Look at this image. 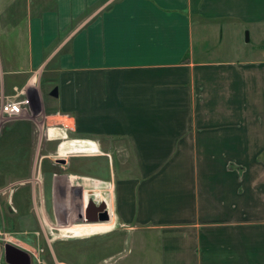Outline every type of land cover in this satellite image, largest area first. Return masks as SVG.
<instances>
[{
  "label": "crops",
  "instance_id": "1",
  "mask_svg": "<svg viewBox=\"0 0 264 264\" xmlns=\"http://www.w3.org/2000/svg\"><path fill=\"white\" fill-rule=\"evenodd\" d=\"M30 1L0 12V94L51 78L48 50L68 47L49 94L92 138L71 143L90 159L120 141L136 164L109 197L121 264H264V0Z\"/></svg>",
  "mask_w": 264,
  "mask_h": 264
},
{
  "label": "rangeland",
  "instance_id": "2",
  "mask_svg": "<svg viewBox=\"0 0 264 264\" xmlns=\"http://www.w3.org/2000/svg\"><path fill=\"white\" fill-rule=\"evenodd\" d=\"M52 1L54 0L30 2L32 8L40 11ZM13 2L14 0H0V12L7 8L9 10ZM4 17L0 13L1 29L4 28ZM247 34L245 32V39ZM66 51L68 47H62L59 43L48 50L46 58L48 76L51 78H43L35 86L0 94L2 104L28 101L17 116L0 115V230L8 235L15 249L30 256L31 264H121L131 255L129 242H124L128 228L119 225L114 217L109 215V224L115 226L114 230L106 235L93 236L96 238L90 241L82 240L93 237L79 238L81 241L62 237L61 231L64 228L59 226L57 220L59 210L56 209L55 186L58 178L65 186L69 178L75 177L72 186L74 194H87L90 201L95 200L94 197L99 194L94 206L102 209L105 208L103 199L110 200L112 182L134 177L136 173L135 160L120 141H101L102 154L106 156L89 159L86 156L88 154L67 152V147L76 144L71 142L92 138L77 134L75 128L66 127L65 119L58 114L57 100L49 94V90L56 86L58 58ZM35 88L45 89L44 95L40 96L44 111L36 119L32 112L29 122H21L20 119L30 113V107L33 108L32 90ZM61 160L66 161V164L62 165ZM86 178L101 181L103 185L100 189L84 187L83 184H89L84 180ZM85 210H88V206ZM76 223H81V220L69 226L98 225ZM4 243L0 241V246ZM84 252L85 255L81 256ZM78 253L82 254L78 256ZM4 264H7L5 259Z\"/></svg>",
  "mask_w": 264,
  "mask_h": 264
},
{
  "label": "bare ground",
  "instance_id": "3",
  "mask_svg": "<svg viewBox=\"0 0 264 264\" xmlns=\"http://www.w3.org/2000/svg\"><path fill=\"white\" fill-rule=\"evenodd\" d=\"M92 144H73L70 147H67L66 150L69 153H83L88 152L89 154H93V149L91 147ZM76 178H69L67 184L64 186L61 184L60 179L58 178L56 183V209L59 210L57 213L58 220L60 223L59 226H63L62 237L64 238H70V239H79L84 237H93V236H100V235H106L111 233L114 230L113 224H98L94 226H81V227H73L69 226L71 224H75V222H78V220H83L87 216V213L90 212V214L99 213L98 210H104L107 211L111 216L112 212L111 210V202L110 200L103 199V203L105 204V208L102 207V209H97L96 206H94V202L100 197L99 194H96L94 197L95 200L91 201L89 200V195L87 194H79L75 195L73 192V180ZM89 184H83L82 186H92L95 189H100L103 185V182L98 180H91V179H84ZM109 188V187H108ZM109 190V189H108ZM88 198V199H87ZM88 206V210H85V207ZM83 208V210H82ZM89 211V212H88ZM77 224V223H76Z\"/></svg>",
  "mask_w": 264,
  "mask_h": 264
},
{
  "label": "water",
  "instance_id": "4",
  "mask_svg": "<svg viewBox=\"0 0 264 264\" xmlns=\"http://www.w3.org/2000/svg\"><path fill=\"white\" fill-rule=\"evenodd\" d=\"M246 41H249L248 37H247ZM55 95H56V92H54L53 96H55ZM60 163L62 165H64V164H66V161L61 160ZM97 212H99V220H95L89 212V213H87V216L85 217V219H83L81 221V223H77L76 225H92V224H102V223H109L110 222V216H109L107 211L98 210ZM4 254H5V262L7 264H15L14 260H13V258L15 256L22 257V259H24L23 262L25 264H31L30 256L23 253L21 250H19L17 248L15 249V247H13V246H7Z\"/></svg>",
  "mask_w": 264,
  "mask_h": 264
},
{
  "label": "built area",
  "instance_id": "5",
  "mask_svg": "<svg viewBox=\"0 0 264 264\" xmlns=\"http://www.w3.org/2000/svg\"><path fill=\"white\" fill-rule=\"evenodd\" d=\"M28 101L18 102V101H11L6 104L0 103V115H8V116H17L21 110H23V106L27 105ZM0 241H4V245L0 246V264H4L5 259V250L7 246H12V241L8 238V235L3 233L0 230Z\"/></svg>",
  "mask_w": 264,
  "mask_h": 264
},
{
  "label": "flooded vegetation",
  "instance_id": "6",
  "mask_svg": "<svg viewBox=\"0 0 264 264\" xmlns=\"http://www.w3.org/2000/svg\"><path fill=\"white\" fill-rule=\"evenodd\" d=\"M92 217L95 219V220H99V213H96L95 212V214H92ZM13 260H14V263L15 264H25L23 261H24V259H22V257H20V256H15L14 258H13Z\"/></svg>",
  "mask_w": 264,
  "mask_h": 264
}]
</instances>
